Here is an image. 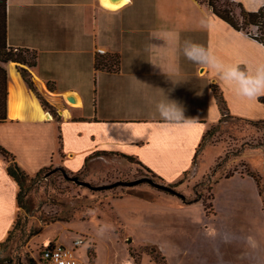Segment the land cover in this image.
<instances>
[{
    "label": "crops",
    "instance_id": "obj_1",
    "mask_svg": "<svg viewBox=\"0 0 264 264\" xmlns=\"http://www.w3.org/2000/svg\"><path fill=\"white\" fill-rule=\"evenodd\" d=\"M234 1L248 11L264 5V0ZM105 9L94 0H7L8 45L36 52L37 64L30 71L51 106L43 107L15 63L4 65L8 72L7 119L0 122V145L30 176L52 164L74 174L85 172L87 164H104L103 155L119 156L130 166L125 155L137 159L164 183H178L195 163L206 131L221 123L213 85L222 93L230 116L264 120L263 96L251 101L237 97L208 66L183 54L185 42L191 41L211 48L225 64L239 63L255 71L264 65V45L255 38L232 27L199 0H128L116 10ZM99 58L107 59L109 68H97ZM12 72L30 99L49 116L37 118L28 110L23 117L9 115ZM71 92L77 94V104L66 99ZM167 98L183 107L184 117L192 119L191 123L173 126L160 119L156 104ZM205 151L197 158L198 168ZM7 166L0 154V243L19 213V186ZM234 176L251 178L245 174L230 177ZM129 196L145 202L177 198L187 204L173 194L158 193L153 199ZM109 207H113L112 201ZM91 218L63 222L49 243L72 248L80 238L98 241L86 223ZM247 228L242 222L227 232L217 230L212 236L218 243L203 248L206 259L210 258L206 264H259L248 259L255 245ZM108 229L113 236L124 232L117 225Z\"/></svg>",
    "mask_w": 264,
    "mask_h": 264
},
{
    "label": "rangeland",
    "instance_id": "obj_2",
    "mask_svg": "<svg viewBox=\"0 0 264 264\" xmlns=\"http://www.w3.org/2000/svg\"><path fill=\"white\" fill-rule=\"evenodd\" d=\"M94 3L105 9L98 0ZM246 29L261 35L255 26ZM202 145L192 168L181 178L182 184L170 185L181 194L180 198L197 197L196 202L187 204L177 198L145 202L129 196L132 193L153 199L158 193L172 194L155 186L169 185L157 175L136 165L129 166L119 156L103 155L104 164L93 167L87 164V172L77 174L58 164L42 169L31 185L27 183L19 228L6 243L2 257L7 264H52L42 258V251L60 229L59 225L92 216L86 223L94 229L98 241L83 239L76 251V257L82 260L79 264H158L152 249L166 258L163 264H206L210 258L206 259L208 253L203 248L218 243L212 235L217 230L227 232L242 222L249 227L246 230L255 245L247 254L248 259L264 264V197L258 192L260 187L264 192V120L254 123L224 117L220 124L209 128ZM207 145L210 146L206 148ZM203 150L206 151L198 168L197 158ZM227 174L251 178L226 179ZM73 176L89 186L72 181ZM146 178L154 184L146 181L134 186L124 184ZM124 195L125 199H117ZM111 201L113 207H109ZM103 208L106 210L101 211ZM116 225L124 232L109 235L108 227ZM37 230L40 232L34 235Z\"/></svg>",
    "mask_w": 264,
    "mask_h": 264
},
{
    "label": "trees",
    "instance_id": "obj_3",
    "mask_svg": "<svg viewBox=\"0 0 264 264\" xmlns=\"http://www.w3.org/2000/svg\"><path fill=\"white\" fill-rule=\"evenodd\" d=\"M201 3L206 4V6L219 18L229 23L232 27L239 31H244L251 37L255 38L258 42L264 45V5L259 8L257 11H248L244 8V6L236 2L234 0H199ZM238 11V12H237ZM255 26L258 30H260L261 35L255 36L253 33L249 32L246 27ZM109 59H113L112 57ZM107 59H97L96 66L97 68H109V64L106 62ZM13 62L16 64L18 71L21 73L24 81L28 85L29 89L35 93V95L41 101L43 107L46 109L51 108L47 100L45 99L42 92L39 90L37 85L34 82L33 75L31 73V69H33L37 64V54L35 51L26 48H14L8 45L7 41V0H0V122H4L7 119V84H8V72L4 65ZM117 63V62H116ZM49 88L53 89L52 84L49 83ZM213 90L216 96V99L219 102V106L221 109V120L223 121L224 117L230 116L228 112V108L226 106V102L222 93L216 85H213ZM260 100L264 103V96L260 97ZM254 123H258L261 121H251ZM213 126V125H212ZM209 134V129L206 131L203 136V140L199 146L198 150L203 148V143L205 142L206 136ZM0 154L7 161V169L8 173L15 179L19 186L18 192V204H19V213L21 208H25L24 198L26 197V191L28 188V184L31 185L34 178L38 177L42 172L39 171L35 177H31L17 162L16 157L5 147L0 145ZM125 158L129 160L130 166H138L143 169H146L152 175L155 174L147 167H145L142 163H140L137 159L133 157L125 156ZM91 157V156H90ZM87 158V161L90 159ZM86 167V166H85ZM250 174V173H249ZM156 175V174H155ZM154 175V176H155ZM253 176V175H252ZM225 177H230V174L225 175ZM161 181H163L160 177H158ZM255 178V177H254ZM28 183V184H27ZM182 184V182H178L172 184V186L176 187L177 185ZM171 185V184H169ZM259 193L264 197L263 189L259 188ZM180 197V196H179ZM181 199L186 203L196 202L198 199L195 197L194 199H186L181 196ZM264 202V201H263ZM264 206V204H263ZM264 208V207H263ZM19 213L17 218L9 231L7 238L0 243V264H7L6 259L2 257V253L7 247H5L6 243L11 241L14 236V233L19 228ZM40 230L34 231L33 234L37 235ZM151 254L153 259L157 261L158 264H163L166 261V258L162 256L161 252L155 254V250H151ZM163 261V262H162Z\"/></svg>",
    "mask_w": 264,
    "mask_h": 264
},
{
    "label": "clouds",
    "instance_id": "obj_4",
    "mask_svg": "<svg viewBox=\"0 0 264 264\" xmlns=\"http://www.w3.org/2000/svg\"><path fill=\"white\" fill-rule=\"evenodd\" d=\"M183 54L194 63L208 66L232 88L237 97L251 101L264 96V65L256 67L253 71L250 68H242L239 63L225 64L217 58L211 48L191 41L185 42ZM156 112L162 121L173 126H186L192 121L184 117V109L180 104L168 98L156 104Z\"/></svg>",
    "mask_w": 264,
    "mask_h": 264
},
{
    "label": "bare ground",
    "instance_id": "obj_5",
    "mask_svg": "<svg viewBox=\"0 0 264 264\" xmlns=\"http://www.w3.org/2000/svg\"><path fill=\"white\" fill-rule=\"evenodd\" d=\"M128 0H99L100 4L111 10H116L123 6ZM15 72H12L13 82L10 85V97H9V115L11 117H23L28 110L34 117L46 118L48 114L44 113L41 107L35 100H31L27 94L26 89L22 83L14 76ZM79 102V101H78ZM72 103V102H70ZM74 104V103H72ZM49 116V115H48Z\"/></svg>",
    "mask_w": 264,
    "mask_h": 264
},
{
    "label": "built area",
    "instance_id": "obj_6",
    "mask_svg": "<svg viewBox=\"0 0 264 264\" xmlns=\"http://www.w3.org/2000/svg\"><path fill=\"white\" fill-rule=\"evenodd\" d=\"M257 36V33H254ZM100 54H105L104 49H98ZM83 244V239H77L72 248H68L59 243H49L42 251V258L52 264H79V259L75 255V249Z\"/></svg>",
    "mask_w": 264,
    "mask_h": 264
},
{
    "label": "water",
    "instance_id": "obj_7",
    "mask_svg": "<svg viewBox=\"0 0 264 264\" xmlns=\"http://www.w3.org/2000/svg\"><path fill=\"white\" fill-rule=\"evenodd\" d=\"M66 99H67L69 102H72V103H74V104H77L78 101H79V98H78L77 94L74 93V92L68 93V94L66 95ZM71 179H72V181H74V182L80 183V184H82V185H87V186H89L88 183L83 182V181H80V180L78 179V176H73V177H71ZM145 181H146V182H149V183H151V184H154V182H153L151 179H148V178H146V179H138V180H135V181H129V182H125L124 184H125L126 186H134V185H137V184H139V183H141V182H145ZM115 185H118V184H115ZM155 186H156L158 189L163 190V191L168 192V193H171V194H173V195H177V196H180V195H181V194H180V193H179L174 187H172V186H170V185H165V184H155Z\"/></svg>",
    "mask_w": 264,
    "mask_h": 264
},
{
    "label": "snow or ice",
    "instance_id": "obj_8",
    "mask_svg": "<svg viewBox=\"0 0 264 264\" xmlns=\"http://www.w3.org/2000/svg\"><path fill=\"white\" fill-rule=\"evenodd\" d=\"M117 2H119V0H117Z\"/></svg>",
    "mask_w": 264,
    "mask_h": 264
}]
</instances>
